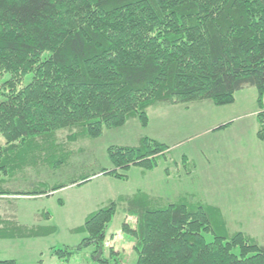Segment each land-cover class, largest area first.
I'll return each instance as SVG.
<instances>
[{
	"label": "trees",
	"instance_id": "trees-1",
	"mask_svg": "<svg viewBox=\"0 0 264 264\" xmlns=\"http://www.w3.org/2000/svg\"><path fill=\"white\" fill-rule=\"evenodd\" d=\"M2 78L0 197H5L12 195L1 189L6 178L44 151L43 144L54 146L51 136L60 130L79 128L99 138L132 116L145 128L147 109L155 103L208 101L223 107L248 87L257 90L261 103L264 0H0ZM257 120L256 137L264 144V109ZM140 143L110 147L112 171L92 177L119 179L118 169H154L168 147L147 138ZM13 203L0 207V237L52 232L20 227ZM125 214L136 219L135 230L123 228L135 240L136 264H264V245L241 233H214L208 208L151 209L138 199ZM113 216L112 203L89 216L76 230L86 234L80 248L92 240L100 249ZM209 233L211 242L204 237ZM78 250L53 254L62 259Z\"/></svg>",
	"mask_w": 264,
	"mask_h": 264
},
{
	"label": "rangeland",
	"instance_id": "rangeland-1",
	"mask_svg": "<svg viewBox=\"0 0 264 264\" xmlns=\"http://www.w3.org/2000/svg\"><path fill=\"white\" fill-rule=\"evenodd\" d=\"M261 109L264 96L260 103L257 90L248 87L235 95L233 104L223 107L208 101L155 103L147 109L145 128L132 116L122 127L104 129L99 138H90L79 128L56 132L51 136L54 146L43 144L44 151L37 150L14 176L6 178L1 189L12 195L0 197V207L14 201L20 227L38 232L52 228V232L0 237V262L136 264L135 240L123 228L136 229V219L128 217L125 209L138 199L151 209L171 204L208 208L214 214V233L228 237L241 233L264 245V144L256 137ZM144 138L168 147L164 157H157L154 169H118L119 179L92 177L103 169L112 171L110 147H137ZM4 145L0 135V146ZM84 178L88 180L83 182ZM61 187L47 196H18ZM110 203L114 216L101 248L92 240L80 248L86 234L76 230ZM204 237L211 242L214 234ZM66 248L79 250L62 259L53 254Z\"/></svg>",
	"mask_w": 264,
	"mask_h": 264
}]
</instances>
